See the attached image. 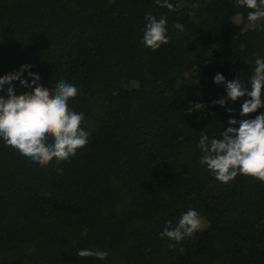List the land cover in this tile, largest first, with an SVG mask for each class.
Here are the masks:
<instances>
[{
	"label": "trees",
	"instance_id": "trees-1",
	"mask_svg": "<svg viewBox=\"0 0 264 264\" xmlns=\"http://www.w3.org/2000/svg\"><path fill=\"white\" fill-rule=\"evenodd\" d=\"M169 2L176 11L155 0H0V75L29 64L50 90L73 83L81 94L69 107L89 133L47 168L0 141V264H264V185L216 181L196 147L201 133L219 137L230 118L238 127L255 114L240 115L246 97L187 113L226 95L216 73L250 90L264 31L247 28L235 0ZM146 13L167 19L170 43L156 52L140 42ZM190 208L203 228L161 237ZM89 248L109 255L78 257Z\"/></svg>",
	"mask_w": 264,
	"mask_h": 264
},
{
	"label": "clouds",
	"instance_id": "clouds-1",
	"mask_svg": "<svg viewBox=\"0 0 264 264\" xmlns=\"http://www.w3.org/2000/svg\"><path fill=\"white\" fill-rule=\"evenodd\" d=\"M155 4L173 12L178 7L169 0H155ZM235 5L247 10L246 19L251 27L264 31V0H235ZM234 18L239 19L238 15ZM144 19L141 44L153 52L168 45L167 19L150 13H146ZM173 27L181 32L185 30L181 22L174 23ZM31 67L23 64L18 70L0 75V92L5 93L0 96V141L26 161L47 168L51 162L59 165L69 161L78 150L86 148L89 133L81 127L84 113L69 107V101L81 94L80 89L71 82L60 80L50 90L39 83L41 77L31 72ZM251 69L250 90L244 88L239 80L226 81L223 74L216 73L212 82L217 86L223 85L226 95L213 100L211 105L190 103L187 110L191 114L204 111L207 107L225 108L229 102L246 97L240 115L249 117L255 114L254 118L240 120L238 127L237 120L230 118L219 137H209L204 133L199 137L196 145L200 152L199 164L223 184H228L237 176H244L264 185V57L254 54ZM17 81L21 88L29 90L17 94L14 83ZM226 111L231 116L234 110L227 108ZM62 172L63 169L57 168L58 174ZM168 225L161 237L179 242L192 238L200 231L204 220L198 211L190 208L181 214L175 227L171 226V221ZM81 235L87 236L86 227ZM77 255L104 261L109 253L89 248L79 249Z\"/></svg>",
	"mask_w": 264,
	"mask_h": 264
},
{
	"label": "rangeland",
	"instance_id": "rangeland-1",
	"mask_svg": "<svg viewBox=\"0 0 264 264\" xmlns=\"http://www.w3.org/2000/svg\"><path fill=\"white\" fill-rule=\"evenodd\" d=\"M247 28H251V26L249 25Z\"/></svg>",
	"mask_w": 264,
	"mask_h": 264
}]
</instances>
